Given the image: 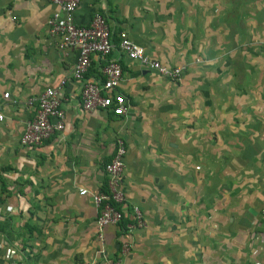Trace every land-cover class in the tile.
<instances>
[{"label": "crops", "instance_id": "crops-1", "mask_svg": "<svg viewBox=\"0 0 264 264\" xmlns=\"http://www.w3.org/2000/svg\"><path fill=\"white\" fill-rule=\"evenodd\" d=\"M57 11L0 0V264H104L90 194L103 188L116 138L124 204L120 226L104 231L106 256L124 242L122 264H264V0H83L75 24L101 14L113 39L123 31L183 68L171 82L112 54L123 117L80 110L76 54L47 34ZM60 80L63 131L22 148L27 98ZM132 206L142 229H127Z\"/></svg>", "mask_w": 264, "mask_h": 264}, {"label": "built area", "instance_id": "built-area-1", "mask_svg": "<svg viewBox=\"0 0 264 264\" xmlns=\"http://www.w3.org/2000/svg\"><path fill=\"white\" fill-rule=\"evenodd\" d=\"M57 7L46 22L47 34L56 40V48L61 53L75 52V61L71 70V81L78 84L77 97L80 110L85 114L103 111L114 117H123L128 109L127 101L117 91L122 80L123 71L117 54L137 63L143 69L152 71L160 78L176 80L183 68L170 67L148 57L143 47L132 42L127 34L119 31L113 39L105 18L93 13L86 26L74 22V12L83 0H40ZM92 60L100 62L94 79L87 78ZM66 80H60L54 87L30 96L25 107L32 111L19 137V145L26 150L42 147L55 134L64 129V112L62 109V91ZM7 98V94H3ZM3 116L0 113V122ZM125 145L122 139L116 138L114 150L108 163L103 166L104 184L98 192L90 194L95 210V240L98 244L96 254L104 264H122V258L128 253L129 246L120 242L117 251L111 257L105 255L104 231L116 227L122 221L121 207L124 204L122 174ZM80 196L88 195L86 190H78ZM264 215V209L261 211ZM144 220L137 207H131L130 223L127 229H142Z\"/></svg>", "mask_w": 264, "mask_h": 264}, {"label": "rangeland", "instance_id": "rangeland-1", "mask_svg": "<svg viewBox=\"0 0 264 264\" xmlns=\"http://www.w3.org/2000/svg\"><path fill=\"white\" fill-rule=\"evenodd\" d=\"M177 80H178V78L176 80L171 81V82H176Z\"/></svg>", "mask_w": 264, "mask_h": 264}, {"label": "trees", "instance_id": "trees-1", "mask_svg": "<svg viewBox=\"0 0 264 264\" xmlns=\"http://www.w3.org/2000/svg\"><path fill=\"white\" fill-rule=\"evenodd\" d=\"M119 226H120V224H119Z\"/></svg>", "mask_w": 264, "mask_h": 264}]
</instances>
